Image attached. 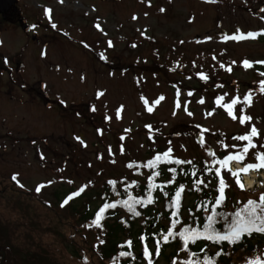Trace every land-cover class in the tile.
Instances as JSON below:
<instances>
[{
  "label": "rangeland",
  "instance_id": "374dc122",
  "mask_svg": "<svg viewBox=\"0 0 264 264\" xmlns=\"http://www.w3.org/2000/svg\"><path fill=\"white\" fill-rule=\"evenodd\" d=\"M26 1L52 7L49 17L37 14L39 45L24 49L16 65L22 83L36 90L41 82L42 105L27 106L34 93L7 80L18 38L2 41L9 61L0 75V264H105L96 252L102 233L81 216L100 205L104 190L148 181L157 155L163 175L180 160L213 177L214 161L238 151L233 145L246 141L234 137L252 126L260 136L246 162L264 151V64L256 63L264 61V0ZM233 98L234 114L243 109L252 118L245 125L223 107ZM221 174L233 205L264 192V169L241 175L245 190V178L253 181L246 194ZM194 188L183 187V207L197 198Z\"/></svg>",
  "mask_w": 264,
  "mask_h": 264
},
{
  "label": "trees",
  "instance_id": "16d2710c",
  "mask_svg": "<svg viewBox=\"0 0 264 264\" xmlns=\"http://www.w3.org/2000/svg\"><path fill=\"white\" fill-rule=\"evenodd\" d=\"M174 166L178 168L179 165H171L170 168L174 169ZM148 170L151 181L149 179L148 181H131V185H123V190L108 189L104 190L101 196H96V199L101 197L100 203L102 202L104 205L115 204V207L106 208L101 213L99 226L94 221L96 213L104 205L89 213V217L87 212H81V216L88 218L87 221L98 227L102 233L98 255L104 263L141 264L140 253L147 247L149 253L152 251V255H150L153 262L158 257L165 259L167 264H183L188 258V251L182 247V242L178 236L179 230L184 226L202 229L206 215L211 214L204 211L203 205L208 204L212 197L218 195L216 191L218 179L215 174L214 189L208 186L210 190L207 191L200 183L203 180H198L200 176L197 172L192 174L188 168L184 170L186 174L182 173V175L177 173L176 169L172 174L168 172L167 175H163L159 166H154ZM165 177H171L172 182L160 184L158 179L162 181ZM209 181L207 178L206 183ZM150 182L154 185L151 190H149ZM191 184H195L197 187L194 189L197 198H194L192 205L187 207V216L181 217L184 210L180 201L182 194L177 204L172 203V198L181 185L191 186ZM240 192L244 193L243 191ZM149 196L152 198L151 201L148 199ZM123 201H128L134 212H130ZM225 205L226 207L221 206L217 211L233 212L237 207V205H233L230 198L226 199ZM135 212H138L139 215H135ZM173 213L176 215L173 216ZM174 220H178L179 223H176L173 228V235L168 237V242H165L164 236L168 234V229L172 227ZM214 227L222 230L223 221L218 222ZM141 237L144 239L141 240ZM157 245H159V254L156 255L154 250L157 252ZM204 246H206L204 252H200L199 248ZM188 249L196 252L197 255L193 258L200 261L204 255H208L215 264H246L248 259L260 257L261 252L264 251V234L254 233L251 237L245 236L236 245H228L227 242L217 245L206 240H200L195 245L190 243ZM122 251L130 253V255L122 257L120 256ZM218 251L220 255L217 256L215 253Z\"/></svg>",
  "mask_w": 264,
  "mask_h": 264
},
{
  "label": "snow or ice",
  "instance_id": "6c2138e0",
  "mask_svg": "<svg viewBox=\"0 0 264 264\" xmlns=\"http://www.w3.org/2000/svg\"><path fill=\"white\" fill-rule=\"evenodd\" d=\"M161 11H163V9H161ZM53 27H55V25H53ZM256 35L257 33L254 32H248L246 34L247 38H254ZM244 38L245 35L243 34L234 35L232 37H228V36L224 37L225 40L228 39L241 40ZM109 44L111 46V42H109ZM242 63L245 68H249L252 65V62L248 60H244ZM256 63L264 64V61H258ZM260 75L264 76V72H261ZM201 78H206V77L202 76ZM260 84L262 86L261 91H264V80L260 81ZM98 95H102V93H98ZM189 95H191V93H189ZM221 99L222 98H217L216 103L220 104ZM244 100L250 105L251 103L250 94L246 95L244 97ZM202 102L203 101H201V103ZM237 103H238V99L233 98L230 103L224 104L223 107L227 111L228 115L232 117V119L236 120L238 118L239 123L241 125H245L252 118L246 114H243V109L239 110L240 115L237 117V115H235L233 111V108L235 105H237ZM259 136L260 133L258 132L255 126H252L247 133L235 136L234 137L235 140L246 141V143L242 145H233V147L238 148V151H236L235 153H229L228 155L224 156L223 159L217 161V163L220 165L219 168L215 169V175L219 177L218 186L216 189L218 195L212 197V199L209 201L208 204L203 205L204 211L206 213L210 212L211 214L206 215L205 220L202 224V229H198L196 227L184 226L178 232L179 239L182 242V247L185 249V251H188V258L183 262V264H215L212 258L209 257L208 255H204L202 261L194 259L193 257H195L197 253L194 251H190L188 249L190 243L195 245L197 241L206 240L217 245L222 244L224 242H227L228 245H236L245 236L251 237L254 233L264 234V192L259 193L258 199L249 198L246 200V202L243 203L237 201L236 202L237 207L233 212L217 211V209L220 208L221 206L226 207L225 205V201L227 199L226 189L230 187V185L227 183V181L221 174L222 170H226L230 174V176L234 179L236 186H238L241 191H244L245 185L242 182L241 175L242 174L247 175L248 173L253 171L259 173L261 169H264V151L254 152L253 161L246 162V158L249 154L250 149L257 148V144L254 142V138H257ZM259 147L261 149H264V144H261ZM169 152L163 153V156L167 157L169 155ZM160 160H161V156L157 155L155 159L148 161V167L152 168L154 165L159 163ZM233 161L239 164L240 167L233 170L229 166L230 163ZM175 163L180 164L182 163V161L176 160ZM172 171H175V169H172ZM153 175H155V173H153ZM12 179L16 180V176L14 175ZM149 180L151 181V177L149 178ZM109 183H114V182L109 181ZM200 183H203V181H200ZM152 187H154V185H152L150 182L149 190H151ZM205 187H207V185H205ZM182 189L183 186L181 185L180 189H178L175 192V196L172 198L173 204L178 203ZM82 190L83 189H81V191ZM36 191L39 192L40 187H37ZM78 194L79 193L77 192L74 193L73 195H78ZM70 198L71 197H69V199ZM148 199L149 201H151L152 199L151 196H149ZM67 202H68L67 200L64 201V203ZM123 203L125 204V206L128 207V210L130 212H134V209L131 207V205H129L128 201H123ZM109 207H115V204L112 205L105 204L96 213V218L94 222L97 224V226H99V221L101 220V213H103L105 209ZM134 214L139 215L138 212H135ZM175 215L176 213H173V216ZM220 221H223V225H224L222 230H218L216 227H214V225ZM176 223H179V221L174 220L172 227L168 229V234L164 236L165 242H168V237L173 235V228L175 227ZM143 239L144 237H141V240ZM130 243L131 242L129 241V244ZM205 247L206 246L200 247L199 251L204 252ZM157 254H159V245H157ZM129 255L130 253L126 251L120 252V256L122 257ZM143 255L145 258L149 257L150 253L147 247L144 248ZM215 255L217 256L220 255V252L219 251L216 252ZM148 264H152L151 259H148ZM246 264H264V256L248 259L246 261Z\"/></svg>",
  "mask_w": 264,
  "mask_h": 264
},
{
  "label": "flooded vegetation",
  "instance_id": "af4514ba",
  "mask_svg": "<svg viewBox=\"0 0 264 264\" xmlns=\"http://www.w3.org/2000/svg\"><path fill=\"white\" fill-rule=\"evenodd\" d=\"M15 2V0H13V3ZM48 7V6H46ZM44 5H42L39 2V6L38 8H33L31 7L29 4H27L26 0H16L15 4L9 8V10L7 12H4L2 15H0V24L3 22L6 27L3 29H0V48L2 46V48L0 49V52L3 49V37L4 36H11V37H17V46L20 48L19 50V54H17L16 56H19L22 54V50L28 46H33L38 44L39 45V41H40V28H41V20L40 23L38 21V15L40 13V10H44ZM52 7V6H49ZM42 14V12H41ZM34 16V21H31V17ZM39 32V33H38ZM19 37L21 39H19ZM2 54L0 53V56ZM15 57V56H13ZM15 64V68H16V62ZM22 63L19 62V66ZM4 68L3 70L0 69V74H3L6 71V68L8 67L7 64H3ZM7 65V66H6ZM17 71L19 72V69L16 68ZM8 71V75H7V80L9 82H12L13 85H15L16 87H18V89L26 94H32L34 93V97L35 100H32L31 102H27L26 104L29 105H42V94L40 92V90H42V88L40 87V82H36L35 89L30 88L29 86L25 85L24 83L21 82V77L18 74V72H15L14 76H11V67H8L7 69ZM10 73V74H9Z\"/></svg>",
  "mask_w": 264,
  "mask_h": 264
},
{
  "label": "bare ground",
  "instance_id": "6f19581e",
  "mask_svg": "<svg viewBox=\"0 0 264 264\" xmlns=\"http://www.w3.org/2000/svg\"><path fill=\"white\" fill-rule=\"evenodd\" d=\"M237 167L239 168L240 165H237ZM245 184L248 188H251L253 186V181L251 180V178H245Z\"/></svg>",
  "mask_w": 264,
  "mask_h": 264
},
{
  "label": "water",
  "instance_id": "95a60500",
  "mask_svg": "<svg viewBox=\"0 0 264 264\" xmlns=\"http://www.w3.org/2000/svg\"><path fill=\"white\" fill-rule=\"evenodd\" d=\"M9 2L10 0H0V11L4 10Z\"/></svg>",
  "mask_w": 264,
  "mask_h": 264
}]
</instances>
